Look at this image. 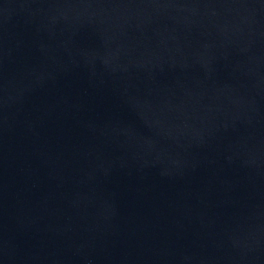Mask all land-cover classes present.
Returning a JSON list of instances; mask_svg holds the SVG:
<instances>
[{"label":"water","instance_id":"obj_1","mask_svg":"<svg viewBox=\"0 0 264 264\" xmlns=\"http://www.w3.org/2000/svg\"><path fill=\"white\" fill-rule=\"evenodd\" d=\"M148 0H0V264H95Z\"/></svg>","mask_w":264,"mask_h":264}]
</instances>
